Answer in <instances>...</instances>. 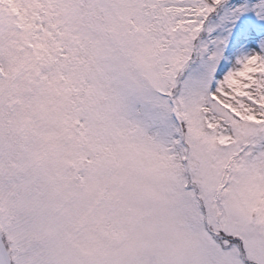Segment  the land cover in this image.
Segmentation results:
<instances>
[{"label": "snow or ice", "instance_id": "6c2138e0", "mask_svg": "<svg viewBox=\"0 0 264 264\" xmlns=\"http://www.w3.org/2000/svg\"><path fill=\"white\" fill-rule=\"evenodd\" d=\"M0 264H264V0H0Z\"/></svg>", "mask_w": 264, "mask_h": 264}]
</instances>
